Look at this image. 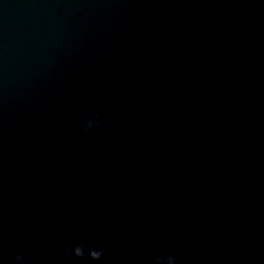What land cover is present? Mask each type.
Returning a JSON list of instances; mask_svg holds the SVG:
<instances>
[{
    "label": "water",
    "instance_id": "1",
    "mask_svg": "<svg viewBox=\"0 0 264 264\" xmlns=\"http://www.w3.org/2000/svg\"><path fill=\"white\" fill-rule=\"evenodd\" d=\"M0 264H264V0H0Z\"/></svg>",
    "mask_w": 264,
    "mask_h": 264
}]
</instances>
